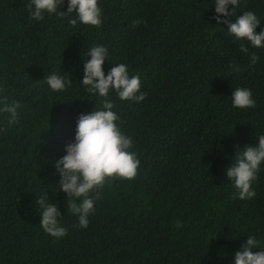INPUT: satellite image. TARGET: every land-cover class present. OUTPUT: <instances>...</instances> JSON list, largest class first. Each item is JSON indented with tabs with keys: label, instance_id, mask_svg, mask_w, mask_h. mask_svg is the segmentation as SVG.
Returning <instances> with one entry per match:
<instances>
[{
	"label": "trees",
	"instance_id": "1",
	"mask_svg": "<svg viewBox=\"0 0 264 264\" xmlns=\"http://www.w3.org/2000/svg\"><path fill=\"white\" fill-rule=\"evenodd\" d=\"M29 3L0 0V87L20 102L15 124L0 113V264H232L246 235L264 246V164L249 200L233 195L224 172L235 147L264 132V48L214 24L212 0H98L99 27L71 24L74 14L34 21ZM245 10L260 18L256 31L264 27V0H240L237 14ZM95 44L108 48L105 72L126 63L146 95L110 93L139 166L132 179L107 180L88 226L77 228L52 159L71 141L77 113L101 107L79 84ZM52 71L71 86L52 91ZM237 86L251 89L254 107L231 106ZM43 192L68 228L62 238L39 225Z\"/></svg>",
	"mask_w": 264,
	"mask_h": 264
},
{
	"label": "clouds",
	"instance_id": "2",
	"mask_svg": "<svg viewBox=\"0 0 264 264\" xmlns=\"http://www.w3.org/2000/svg\"><path fill=\"white\" fill-rule=\"evenodd\" d=\"M65 0H30L29 17L41 21L45 15L53 14L70 17V23L99 27L103 20L102 9L98 0H66V8L60 9ZM214 24L226 25V32L235 41H246L254 48H264V27L256 31L261 24L260 18L252 10L237 14L240 0H212ZM134 23H143L142 20ZM239 51L248 54L249 62L255 63L256 53L250 52L244 43ZM108 48L103 44H95L88 48L83 57L82 76L79 80L84 92L102 98L101 107L88 112H79L75 118L73 137L64 144V153L53 158L54 171L59 174L60 190L65 193L68 211L76 217L75 227L86 228L89 216L95 211V203L102 198V188L112 178L132 179L139 166L137 154L132 149V137L121 130L118 123L120 117L113 111L110 93L120 100L140 102L146 93L141 91L140 77L130 74L126 63L111 64L105 72L104 62L108 59ZM81 57V58H83ZM233 71L239 67L230 64ZM48 87L54 92L64 91L71 86V78L62 72H50L44 77ZM231 106L237 109L254 107L256 101L248 87L237 86L230 93ZM20 102L10 99L5 88L0 87V113L7 114L6 123L11 126L18 120ZM264 164V132L256 135L255 143L237 145L231 157V163L225 169V175L234 188L233 195L237 199L249 200L256 195L253 183ZM35 204L39 207V225L43 231L54 237L62 238L68 228L60 220L61 212L53 200H49L47 192L35 196ZM255 247L257 250L253 251ZM232 264H264V246L255 234L246 235V239L232 254Z\"/></svg>",
	"mask_w": 264,
	"mask_h": 264
}]
</instances>
